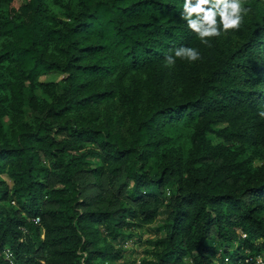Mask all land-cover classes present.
<instances>
[{
    "label": "trees",
    "instance_id": "1",
    "mask_svg": "<svg viewBox=\"0 0 264 264\" xmlns=\"http://www.w3.org/2000/svg\"><path fill=\"white\" fill-rule=\"evenodd\" d=\"M11 1L0 0V264L5 248L16 264H111L122 229L164 207L148 264H213L235 241L264 253L261 0H239L228 30L219 11L232 0H209L220 35L208 45L185 0H25L16 14ZM182 47L201 58H177ZM50 71L65 75L39 80Z\"/></svg>",
    "mask_w": 264,
    "mask_h": 264
},
{
    "label": "rangeland",
    "instance_id": "2",
    "mask_svg": "<svg viewBox=\"0 0 264 264\" xmlns=\"http://www.w3.org/2000/svg\"><path fill=\"white\" fill-rule=\"evenodd\" d=\"M24 1L25 0H12L9 5V11L12 14H16L19 6L24 3ZM261 3L264 5V0H261ZM64 75L65 74L60 71H50L41 74L38 78L40 81L49 82L60 80ZM38 91L40 94L42 93L40 88ZM30 116L31 111L28 109L27 117L29 118ZM6 120L8 122L9 117H6ZM213 138L215 143L223 142V139L221 138ZM257 162H261V160ZM43 163L46 164V160H43ZM5 178H7L10 186H12V179L8 177ZM1 204H4L7 208L13 206L8 200L1 201ZM168 213L169 208L164 207L160 214L152 221L133 223L128 227H124L122 232L125 236L120 237L116 241L119 243L118 246L123 249L122 256L119 259L112 261L111 264H148L151 261H154L157 258V254L162 249V246L159 245L158 242L166 235ZM232 247L233 246H231V248ZM232 250H234V247Z\"/></svg>",
    "mask_w": 264,
    "mask_h": 264
},
{
    "label": "clouds",
    "instance_id": "3",
    "mask_svg": "<svg viewBox=\"0 0 264 264\" xmlns=\"http://www.w3.org/2000/svg\"><path fill=\"white\" fill-rule=\"evenodd\" d=\"M223 0H216L219 4ZM190 0H185L183 18L188 19V26L194 30L200 37L201 43L208 45L209 41L204 39L205 37L219 36L220 32L215 27V15L216 12L212 10H205L203 7L209 3V0H199L198 5L189 8ZM245 12L249 9H243ZM241 5L239 0H232L231 4H225L224 9L219 11V15L223 22V29H238L240 26ZM203 13L202 17L197 20L189 19L192 14ZM177 58L186 59L190 62H195L201 58L198 50L194 48H179L175 52ZM175 59L172 56L166 57V67H172L175 65ZM261 118H264V111L260 112Z\"/></svg>",
    "mask_w": 264,
    "mask_h": 264
},
{
    "label": "built area",
    "instance_id": "4",
    "mask_svg": "<svg viewBox=\"0 0 264 264\" xmlns=\"http://www.w3.org/2000/svg\"><path fill=\"white\" fill-rule=\"evenodd\" d=\"M40 217L37 216L35 221L38 222ZM241 238L247 237V232L239 229ZM239 242L235 241L233 245L228 246V250L221 248L217 258L214 259L213 264H264V253L254 252L249 247H238ZM231 246L234 247L232 250ZM4 255L9 259L11 264H16L15 257L9 248L4 249ZM192 261V260H190Z\"/></svg>",
    "mask_w": 264,
    "mask_h": 264
}]
</instances>
